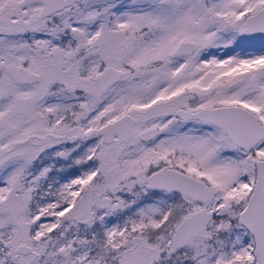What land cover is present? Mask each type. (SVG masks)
Listing matches in <instances>:
<instances>
[{"label":"snow or ice","instance_id":"snow-or-ice-1","mask_svg":"<svg viewBox=\"0 0 264 264\" xmlns=\"http://www.w3.org/2000/svg\"><path fill=\"white\" fill-rule=\"evenodd\" d=\"M0 264H264V0H0Z\"/></svg>","mask_w":264,"mask_h":264}]
</instances>
